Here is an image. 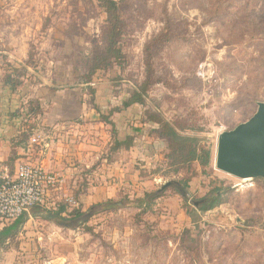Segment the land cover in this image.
<instances>
[{"label": "rangeland", "instance_id": "rangeland-1", "mask_svg": "<svg viewBox=\"0 0 264 264\" xmlns=\"http://www.w3.org/2000/svg\"><path fill=\"white\" fill-rule=\"evenodd\" d=\"M114 1L124 23L125 58L92 75L107 46L102 0H0V119L38 101L32 106H41L42 114L18 138L26 152L62 141L66 129L55 122L75 123L67 129L72 142L98 148L91 170H80L66 191L47 200L46 211L66 208L65 220H45L44 210L26 217L0 246V264H264V180L244 182L216 167L220 135L264 104V0ZM146 81L145 104L113 116L119 139L156 113L201 140L211 151L208 168L174 175L163 145L155 162L114 159L113 129L100 112L110 117ZM17 83V92H9ZM66 97L84 107H63ZM33 138L38 142L30 148ZM24 158L19 164H30ZM116 159L130 165L129 178L112 175L92 195L90 172L105 179ZM188 179L189 199L175 189L154 197L165 183ZM218 193L222 205L214 210L202 213L195 205ZM80 195L90 200L81 202ZM70 197L75 204L66 202ZM78 209L83 216L75 218Z\"/></svg>", "mask_w": 264, "mask_h": 264}, {"label": "trees", "instance_id": "trees-1", "mask_svg": "<svg viewBox=\"0 0 264 264\" xmlns=\"http://www.w3.org/2000/svg\"><path fill=\"white\" fill-rule=\"evenodd\" d=\"M104 2V8L107 15V46L103 55L96 59L93 68L91 69V74L101 69H110L114 65H121L125 56L121 46V39L124 33V23L120 14L118 3L114 0H102ZM148 81L144 82L138 90L126 101H124L123 106L116 108L112 111L110 117H105L100 112V117L102 122L106 125H110L113 129L115 136V148L113 151L117 152L119 150H130L136 145H142L146 136L153 137L155 136L158 141L159 148L154 146L150 149V152L154 151V157L159 156V150L163 145L164 148V161L169 169L172 170L174 175L185 173L186 171H191L196 165L200 166L203 169H206L211 164V151L205 149L201 146V140L195 136L184 135L175 125L166 121L161 115L150 113L147 115V119L143 122L142 128H134L133 134L126 138L125 141L119 139L117 134L116 122L113 121V116L115 114H122L125 111L135 107L143 106L148 95L149 85ZM19 83L15 86H12L9 89V92H17V87ZM33 103L40 105L38 101H29L28 105H22L17 113L9 116L12 120H15L16 125L19 131V139L21 134L31 130L34 127L29 126L30 122L36 120L39 115L42 114V107L33 108ZM28 124V125H26ZM27 126V127H26ZM28 128V129H27ZM26 136V135H23ZM22 144V143H21ZM163 151V150H162ZM12 170L14 168V163H6ZM194 174L192 173L191 176ZM189 179L184 182L182 185L187 189ZM207 202L201 205L202 213H207L215 208L222 205V194L218 193L215 196L206 199ZM115 206L109 208L113 209ZM47 213V216L44 217L45 220L59 223L62 220H65L63 214L66 213V208L61 207L58 211H46L43 207H35L32 211L34 217H38L42 211ZM75 218H80L83 216L81 210H75L73 213ZM191 217V215H190ZM25 218L22 217L12 225L3 229L0 232V246L3 247L7 242L14 238L18 234V230L21 225L25 224ZM193 222H197L198 219L195 217L192 218Z\"/></svg>", "mask_w": 264, "mask_h": 264}, {"label": "crops", "instance_id": "crops-1", "mask_svg": "<svg viewBox=\"0 0 264 264\" xmlns=\"http://www.w3.org/2000/svg\"><path fill=\"white\" fill-rule=\"evenodd\" d=\"M2 92H5L2 91ZM63 107H78V109L81 107H84V104L82 106H79L74 99L71 100L70 97H66L62 101ZM131 110V109H129ZM128 110V111H129ZM124 113V112H123ZM15 120H12L9 117H6L5 115L0 119V163H16L19 164L21 162H26L24 155L28 156L30 161L29 163L31 165L42 167L44 170H46L49 173H54L62 177L63 179V186L62 189L66 191V188L69 184H71V178H73V175H79L81 173L80 170H91V166L94 164L95 160L97 159L96 152L98 150L97 143H73L71 140V137H69V130L67 129L72 128V126L75 125V123H65V124H59L55 122L56 128L61 126V129H66L64 133H62V141L59 142V144H56L55 142L50 141L49 143H45L40 150V152H34L31 153V150H28L26 152V146L24 143H19L21 141H18L19 137V131L18 127L15 123ZM143 124L140 123L138 125H134V128H142ZM118 129V125L116 126ZM8 129L11 130L9 136H6L5 131ZM14 129V130H13ZM14 132V134H13ZM12 135V136H11ZM11 136V138H10ZM155 137V136H153ZM153 137L146 136L144 139V143L142 145H136L132 147L130 150H119L115 154L114 159L117 157L130 159V155L135 156L138 160L146 161V162H155L159 156L154 157V151L150 152L151 146L154 148V146H157L159 148V139L156 137L152 139ZM65 140H64V139ZM68 140H71L69 142ZM59 148H58V147ZM29 147H33L31 141L29 142ZM57 147V149H55ZM17 152V153H16ZM118 155V156H117ZM121 155V156H119ZM132 158V157H131ZM113 165L109 167V170L111 173L106 174V178L104 179V175H102L99 171H95L92 169L90 172L91 180H89L90 184L88 185L89 188H87V191H91L92 195L95 191L100 192L103 189V186H107V180L113 175L114 178H119L120 180H126L130 176V165H125L124 167H121L118 165L119 160H112ZM76 162H79L81 166L79 169L76 166ZM15 164V165H16ZM75 166H74V165ZM88 177V175H86ZM89 177V178H90ZM77 178H79L77 176ZM100 179L105 180L106 183L100 184ZM95 180H97V184L95 185ZM115 181V180H114ZM92 182V184H91ZM111 183V182H109ZM115 186V185H114ZM98 187V188H95ZM62 189L60 191H62ZM111 188H108L109 190ZM94 191V192H93ZM68 194V193H67ZM81 202H85L86 200H90V198H87L85 195H80ZM71 198V197H70ZM95 199V196H93ZM67 200V199H66ZM95 201V200H94ZM78 204V202L76 203Z\"/></svg>", "mask_w": 264, "mask_h": 264}, {"label": "water", "instance_id": "water-1", "mask_svg": "<svg viewBox=\"0 0 264 264\" xmlns=\"http://www.w3.org/2000/svg\"><path fill=\"white\" fill-rule=\"evenodd\" d=\"M216 167L240 180H264V104L259 105L248 122L220 135ZM168 189H175L184 199H189L187 189L176 181L165 183L154 197L159 198Z\"/></svg>", "mask_w": 264, "mask_h": 264}, {"label": "built area", "instance_id": "built-area-1", "mask_svg": "<svg viewBox=\"0 0 264 264\" xmlns=\"http://www.w3.org/2000/svg\"><path fill=\"white\" fill-rule=\"evenodd\" d=\"M36 138L31 139L37 144ZM63 186L61 176L31 164H16L13 170L0 163V230L22 217H31L35 207L47 208V200ZM66 202L75 204L72 198Z\"/></svg>", "mask_w": 264, "mask_h": 264}, {"label": "flooded vegetation", "instance_id": "flooded-vegetation-1", "mask_svg": "<svg viewBox=\"0 0 264 264\" xmlns=\"http://www.w3.org/2000/svg\"><path fill=\"white\" fill-rule=\"evenodd\" d=\"M206 202H207V200H203V201L201 202L200 206L203 205V204L206 203Z\"/></svg>", "mask_w": 264, "mask_h": 264}, {"label": "bare ground", "instance_id": "bare-ground-1", "mask_svg": "<svg viewBox=\"0 0 264 264\" xmlns=\"http://www.w3.org/2000/svg\"><path fill=\"white\" fill-rule=\"evenodd\" d=\"M244 182H249V180H244Z\"/></svg>", "mask_w": 264, "mask_h": 264}]
</instances>
